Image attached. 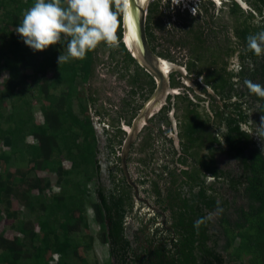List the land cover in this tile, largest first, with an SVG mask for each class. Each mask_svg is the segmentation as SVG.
<instances>
[{"label":"trees","instance_id":"trees-1","mask_svg":"<svg viewBox=\"0 0 264 264\" xmlns=\"http://www.w3.org/2000/svg\"><path fill=\"white\" fill-rule=\"evenodd\" d=\"M243 1L247 6L239 0L221 5L197 0L191 2L194 10L172 0L150 3L146 30L152 48L185 66L187 74L171 73V85L180 93L169 95L150 118L152 125L140 131L127 160L142 203L158 209L155 217L143 220L134 213L137 197L121 152L124 124L133 123L156 81L126 47L123 18H118L119 47L101 43L84 59L59 65L66 47L58 43L34 52L15 32L34 0H0V33L6 35L0 38V71L8 73L0 83V140L8 148L0 152V226L11 218L16 232L8 237L0 231V264H114L113 257L126 264H264V151L253 134L255 125L264 123V98L250 94L244 84L247 79L264 85V55L246 49V37L264 30V0ZM235 57L238 71L230 70ZM98 72L116 75L125 83L124 95L108 96V82ZM78 78L90 86L83 98ZM92 81L98 83L95 88ZM239 85L243 91L234 100ZM35 97H45L41 123L33 111ZM246 98L257 105L254 123L250 108L255 106ZM95 118L103 126L109 161V185L99 182L98 200L92 203L99 239L108 246L102 262L85 256L95 241L89 234L87 185L101 176ZM223 146L240 161L238 175L218 167L216 151ZM64 158L70 168L64 167ZM19 160L33 162L35 176L28 187L8 177L10 165ZM38 171L58 174L61 189L47 192L49 185ZM210 176L246 199L233 218H222L225 257L209 244L207 213L225 214L228 206L214 183H207ZM10 194L27 208L23 217L5 213ZM133 213L141 226L130 239L127 217Z\"/></svg>","mask_w":264,"mask_h":264},{"label":"rangeland","instance_id":"rangeland-1","mask_svg":"<svg viewBox=\"0 0 264 264\" xmlns=\"http://www.w3.org/2000/svg\"><path fill=\"white\" fill-rule=\"evenodd\" d=\"M0 15H1V10H0ZM164 33V32H163ZM6 37V35H2L0 33V38ZM235 61H239L237 57H235ZM239 70H240V65H239ZM237 71V70H236ZM53 73V69H50L48 76L50 77ZM99 79L106 80L108 83L106 85V92L108 96H114V97H121L124 95V84L122 81L119 80V78L116 75H111V74H106L103 72H98L97 74ZM8 78V73L6 70H1L0 71V83H5V80ZM77 84L79 86V93L80 96L83 98L85 94L87 93L88 89L90 86L83 82L82 79L78 78ZM98 83L95 81L91 82L92 87L95 88V86ZM89 87V88H88ZM114 89H117L114 92ZM56 91H60L59 89ZM243 91V86L239 85L236 87V91L233 93L236 95L234 97V100L239 97V94H242ZM36 98V97H35ZM45 97H41V99H34L33 101V111L36 117V121L41 123L44 121V115L42 113L41 109V103ZM247 101L248 105L251 106L253 104V108H250V115H251V121L254 123V118H255V108L256 104H254L251 99L246 98L245 101ZM5 105L10 108V99L7 97L5 98ZM74 109L78 110V106L75 104ZM89 112L93 115L91 110ZM98 119V118H97ZM95 118V128L97 130L98 138H99V154H98V159L99 163L101 165V176L99 180L89 182L87 187L90 190V193L87 194L85 197V202H86V208H87V213L89 215V234L93 235L95 237L94 241V249H91L85 252V256H87L91 261H93L95 258L98 259L100 262L104 261L108 257V246L102 242V240L99 239V231H100V225L96 222L95 218H93V208H92V203L96 202L98 200L97 197V187L99 182L102 184L104 183L105 185H109V178H108V166H109V161L107 159V150H106V142H105V136L103 135V128L98 123V120ZM259 129V125H255L254 130L257 132ZM225 128H222L221 132H225ZM255 132V133H256ZM254 139L256 140L257 145H263V141L258 138L256 135H254ZM34 139L32 137H29V141H33ZM158 148V146H157ZM162 148V147H161ZM4 149H8L3 142L0 140V152ZM160 150V148H159ZM168 153V150H167ZM159 157H164V153L161 152L159 154ZM165 158V157H164ZM216 160H217V165L218 167L224 168L227 172H229L230 176L233 175H238L242 169H241V164L240 161L233 155L231 154L226 147L220 148V150L216 151ZM63 164L64 167L70 168L71 162L68 159H63ZM33 162L30 161H22L19 160L17 162H13L9 169H8V177L14 180H17L21 185H19L21 188L23 187H28L29 185L33 184V178H34V171L32 170ZM40 175L45 176L46 178V183L49 185V188L47 192L53 191V192H58L61 188L60 185L58 184V174L53 173V172H48V171H38ZM25 178V183L22 182L19 178ZM207 183L212 184L214 183L215 188L218 190V192L224 197V199L228 202V206L224 207L223 210L225 211V214L222 212L217 211H209L208 217L210 218V234H211V240L209 241V244L211 246H216V250L221 252L223 256L225 257L226 251L223 250V246L225 243V236L223 234V217H230L233 218L235 210L240 206L243 205L246 202L245 197L242 195L240 192H234L232 189H230L229 183L223 181V180H216L213 177H208L207 178ZM32 191V190H31ZM30 191V192H31ZM34 192H37V189L34 190ZM144 196H142L143 198ZM5 200L7 201L8 208L7 211L5 212L6 214L8 212H16L18 213V217H23L25 213L27 212V208L25 205L20 202V200L16 197L14 194L6 195ZM134 213H137L138 216H141V219L145 220L148 218H153L155 217V213L153 209L147 205V203H142L141 200H137L136 203V208L134 210ZM130 214L129 217H127V234L130 239H133V234L136 230L140 228V219L136 217L135 215ZM31 217H33L31 215ZM159 220V219H158ZM13 222V219L9 218L6 220V222H2L0 226V231L5 230V235L8 237H12L16 234L14 229L11 227V224ZM133 245H136V242L133 243ZM114 264H126L124 262H121L120 260L116 259V257L112 258ZM233 264V263H229Z\"/></svg>","mask_w":264,"mask_h":264},{"label":"clouds","instance_id":"clouds-1","mask_svg":"<svg viewBox=\"0 0 264 264\" xmlns=\"http://www.w3.org/2000/svg\"><path fill=\"white\" fill-rule=\"evenodd\" d=\"M192 1L189 3L194 10ZM214 1L218 5L223 3V0L219 3ZM239 1L245 6L246 2ZM144 2L148 3L149 0ZM130 14V0H34L33 5L22 13V20L15 32L34 52L44 51L58 43L66 47V53L58 56L60 65L84 59L88 52L95 50L101 43L113 48L119 47L121 40L117 35L118 18ZM246 49L258 57L264 55V30L246 37ZM239 65L234 58L230 70L238 71ZM170 67L166 66L164 71H169ZM244 84L250 94L264 98V85L247 79ZM260 125L253 134L264 141V123ZM261 151H264V147Z\"/></svg>","mask_w":264,"mask_h":264},{"label":"water","instance_id":"water-1","mask_svg":"<svg viewBox=\"0 0 264 264\" xmlns=\"http://www.w3.org/2000/svg\"><path fill=\"white\" fill-rule=\"evenodd\" d=\"M153 0L145 3L144 0H130L131 14L123 17V41L138 63L150 74L156 81V89L152 95L144 102L137 116L131 125L124 124L127 131V137L124 141L121 152V164L123 171L134 187L137 200H144L140 197L139 186L134 182L130 168L128 166V157L134 142H136L140 131L145 125H152L149 121L162 107L167 103L169 95L180 93V88H174L171 85V73L174 70H180L186 74V68L173 61L157 54L152 48L146 30L149 6ZM174 3L182 2L185 7H191L189 1L192 0H172ZM197 1V0H194ZM245 3V2H244ZM245 6L247 4L245 3ZM131 17V18H130ZM166 66H171L169 71H164ZM188 85L190 84L187 80ZM153 210L157 208L147 203Z\"/></svg>","mask_w":264,"mask_h":264},{"label":"snow or ice","instance_id":"snow-or-ice-1","mask_svg":"<svg viewBox=\"0 0 264 264\" xmlns=\"http://www.w3.org/2000/svg\"><path fill=\"white\" fill-rule=\"evenodd\" d=\"M141 2H142V0H141ZM217 2L219 3L220 2V0H217ZM131 18V17H130Z\"/></svg>","mask_w":264,"mask_h":264}]
</instances>
